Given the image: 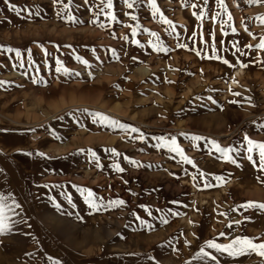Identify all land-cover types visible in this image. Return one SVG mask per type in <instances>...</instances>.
Wrapping results in <instances>:
<instances>
[{
    "label": "rangeland",
    "instance_id": "374dc122",
    "mask_svg": "<svg viewBox=\"0 0 264 264\" xmlns=\"http://www.w3.org/2000/svg\"><path fill=\"white\" fill-rule=\"evenodd\" d=\"M130 2L0 0V264H264V3Z\"/></svg>",
    "mask_w": 264,
    "mask_h": 264
},
{
    "label": "snow or ice",
    "instance_id": "6c2138e0",
    "mask_svg": "<svg viewBox=\"0 0 264 264\" xmlns=\"http://www.w3.org/2000/svg\"><path fill=\"white\" fill-rule=\"evenodd\" d=\"M54 2L60 3V2H62V0H54ZM125 2L127 4L128 8L133 7V3L130 2V0H125ZM151 3L153 5V8L158 12L159 9L156 7V0H151ZM217 3L221 6L222 9L226 10V6L224 5V0H217ZM249 3H264V0H249ZM112 6H113L112 0H107L106 7L108 9H111ZM64 7L68 8V5H64ZM192 7L195 8V7H197V5L194 4V5H192ZM11 8H12V10L16 11L15 5H12ZM20 11H29V14H31L30 10H28V9H21ZM102 11H103V9H102ZM17 14H19V11L17 12ZM194 15H195V13H194ZM203 15H204V13L201 12V14H200L201 18L203 17ZM218 15H219V13H218ZM108 16L112 20L116 19L115 15L112 12H108ZM132 18L136 19L135 16H133ZM228 18H229V20L231 19L230 13H228ZM260 21H261V23H264V17H261ZM164 22L171 24V22L168 21L166 18L164 19ZM232 30L235 31V28H233ZM153 35H155V34H153ZM181 47H186V45H181ZM248 47H252V46L248 45ZM257 47L264 49V38H262L261 42L257 45ZM7 50L8 51H15L17 57L21 56L20 50H18V49H16V50L7 49ZM158 50H163V49H158ZM237 50L239 51V49H237ZM28 52L30 55L31 50L29 49ZM217 58H219V57H217ZM58 63H59V61H58ZM224 63L227 64L229 62L227 60H224ZM244 66H246V65H244ZM60 70H61L60 68L57 69V71H60ZM65 71H67V70H65ZM3 83H6V82H0V84H3ZM237 95H238V93H237ZM95 115L99 116L102 121L109 119L107 117H104L103 114H100V113H96ZM111 123L115 125L118 122L113 120V121H111ZM120 127H125V126L120 125ZM132 131H138V130L132 129ZM140 138L143 139V136H141ZM193 139H200V138L199 137H193ZM246 139H247V137H246ZM212 143L215 146L217 151L223 153L224 159L230 161L231 163H236L235 159H233V157L231 155H229L230 149L220 148V146L215 141H212ZM170 147H171L172 151L180 153V155L183 157V159L186 160L188 163H192V161L189 158L184 156L183 149H181L176 144L175 139L172 140ZM254 150L258 151V157H259L258 162L256 160H253V157L251 155V153ZM113 151H115V150H113ZM247 152L250 154V155H248L247 158L250 161H252L253 164L255 166H257L261 171H264V142H257V141H253L251 139H248L247 140ZM39 155L43 156L44 154L39 153ZM133 163H135V162H133ZM117 170L123 171V169L119 168L118 166H117ZM218 179H220V178H218ZM207 186H209V185H205V187H207ZM92 196H93V193L91 191H88L86 199H88V202L91 204V206L93 208H96L97 205L95 204V202L92 201V199H91ZM4 200H5V198L2 195H0V235H3L7 231L10 230L9 218L5 214L6 210L9 212L13 211L12 207H10L4 203ZM13 203H15V202H13ZM111 203L112 204H123L124 201H113ZM15 207H19V205L16 204ZM240 207L257 208L260 210H264V203L249 201L244 205H240ZM235 223H239V221H236ZM231 226L232 225L229 224V227H231ZM220 235L223 236L224 233H220ZM254 240H255V238L236 237L235 239L231 240L228 244H220V243H217L215 240H209V241H206V246L210 249H215L218 252L227 253L230 256H237V255H243V254H246L249 252H256L261 257H264V243H255ZM201 255L202 256H208L213 261H215L217 259L215 256L211 255L210 253L205 252L203 248L201 249Z\"/></svg>",
    "mask_w": 264,
    "mask_h": 264
},
{
    "label": "bare ground",
    "instance_id": "6f19581e",
    "mask_svg": "<svg viewBox=\"0 0 264 264\" xmlns=\"http://www.w3.org/2000/svg\"><path fill=\"white\" fill-rule=\"evenodd\" d=\"M246 117H244L245 119ZM243 121V120H242ZM240 126V125H239ZM239 126L235 129V131H237L239 129ZM234 131V130H233ZM231 133V132H230ZM229 134V133H228ZM230 135V134H229ZM227 136V135H226Z\"/></svg>",
    "mask_w": 264,
    "mask_h": 264
}]
</instances>
